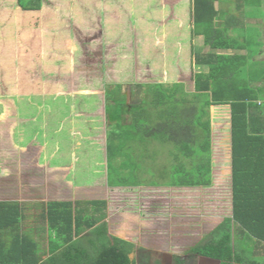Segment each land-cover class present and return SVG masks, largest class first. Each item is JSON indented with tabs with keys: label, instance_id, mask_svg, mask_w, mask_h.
I'll list each match as a JSON object with an SVG mask.
<instances>
[{
	"label": "rangeland",
	"instance_id": "1",
	"mask_svg": "<svg viewBox=\"0 0 264 264\" xmlns=\"http://www.w3.org/2000/svg\"><path fill=\"white\" fill-rule=\"evenodd\" d=\"M218 4L223 11L235 9V5L227 0H220ZM190 7V0H42L40 10L25 12L18 5V0H0V58L6 62L5 69L11 68L10 59L14 56L19 58L17 60L20 62L25 59L23 46L19 48L17 45V56L10 53V47H16V40L17 44L26 43L32 52L39 49L31 53L35 60L46 56V64H15V68L10 71L11 75L7 71L4 73L7 79L0 76V114H6L8 120H13L17 108L27 110L31 114H25L26 121L32 118L35 124L32 134L29 135L30 139L36 136L37 143L43 144L53 138L57 142L58 137L64 143L66 157L70 156L71 149H78L74 157L68 158L72 169V165H78L73 159L80 154L77 159L80 163L79 170L77 169L79 173H71V178H77L76 184L80 185L103 184L108 194L110 190L107 187H112L111 195L109 198L106 196L111 202L106 221L110 223V219L114 217V223L111 224L116 226L115 229L125 227L123 222L117 219L119 212L129 214L133 220L141 215V219L148 224L144 232H139L142 233V238H139L138 244L145 246L142 249L143 254L140 253L141 249L137 243L135 244L136 255L140 253V260H137L136 264L149 263L141 260L146 256V252L153 254L154 259H157L156 264H160V257L164 259V255L159 253L160 246L153 243L162 233L161 230L154 231L158 230L156 216L162 215L160 224H164L165 229L170 227L171 230L180 232L183 227L186 228L184 232L192 231V234L184 235L181 232H167L175 240L170 241L168 238L166 252L181 257L186 263L190 248L225 218L232 216L231 116L230 107L227 105H213L203 109V121L209 120L211 129L210 185H161L166 180L165 173L156 170L157 165L149 160L146 162L145 157L157 155L158 161L164 163L168 155L160 145L154 142L149 144L143 137L136 142H128L127 147L130 158L141 166L121 169L122 161L126 158H116L112 162L116 170L113 172V178L120 180V183L115 185L109 182L107 135L110 130L118 128L117 122L108 123L106 106L113 105L108 99L109 96L124 100L123 113L119 120L120 125L128 126L134 122V108L142 104L146 93L152 96L157 87H162L167 94H172L174 86L178 84L172 101L180 107L177 119L181 118L182 121L177 123L179 130H171L164 118L154 124V130L156 134L164 132L163 134L168 135L169 132L176 137L179 136L177 133H182L180 138H183L191 135V129H195L193 122L200 115L199 111L197 112L200 102L194 92L193 76L195 73H208L207 66L197 64V55H206L209 49L203 48L202 37L193 38L191 35ZM256 22L252 32L258 34L262 46L261 53L254 60L264 63V19L262 23ZM158 23L161 24L160 28ZM164 25L166 28L162 30ZM10 34H16L14 36L17 39L9 36ZM29 42L32 44L29 45ZM48 46L49 52L42 53L41 49L46 50ZM100 50L104 51V59L100 57L102 54L98 53ZM112 54L117 58L115 62L109 59ZM25 60L31 61L28 58ZM2 65L0 64V68ZM232 80L237 84L247 83L246 78L241 76H233ZM57 94L64 95L57 97ZM86 98L92 101L85 102ZM61 99L65 102L68 100L63 112L65 119H56L61 128H58L60 134L54 136V123L48 118L54 119L53 110L59 108ZM168 105L170 104L165 103L156 106L158 114ZM43 107L48 109L43 111ZM45 112L48 113L43 116ZM148 129L149 126L145 128L146 131ZM20 130L22 127L14 134L15 144L18 142L17 135L21 133ZM47 131L48 138L45 140L43 136ZM148 132L146 138L150 137ZM148 145L149 151L145 150ZM7 155H0V169L3 173L11 170L10 178L16 179L14 170L20 173L24 169V161L19 163L21 157L17 152ZM11 158L15 161L7 165L5 161ZM53 158L54 162L62 159L60 155ZM97 171H101V177H96ZM177 172L181 173V179H184L185 175L193 176L194 171H189V174ZM127 174L130 178L124 177ZM122 177L128 178L129 182L121 180ZM13 182L16 180L10 181ZM0 184V187L5 185L4 182ZM97 190L87 194L91 197H102L103 194H98ZM102 191L105 194V189ZM5 198L6 194L0 190V199ZM39 216L31 223L35 228L32 236L43 252L47 249L48 238L46 232L36 230L42 223ZM233 228L236 235L239 227L234 224ZM182 235L187 244L180 242ZM257 249L258 254L264 258V245ZM156 250L159 252H155ZM193 258H189L192 264H213L198 257ZM164 263L162 261L161 264Z\"/></svg>",
	"mask_w": 264,
	"mask_h": 264
},
{
	"label": "trees",
	"instance_id": "2",
	"mask_svg": "<svg viewBox=\"0 0 264 264\" xmlns=\"http://www.w3.org/2000/svg\"><path fill=\"white\" fill-rule=\"evenodd\" d=\"M219 1L190 0L191 35L202 37L203 48L209 49L206 55H197V64L207 66L208 73L193 76L194 92L200 102L197 109L200 115L193 122L195 129L183 138H180L182 133H177L179 139L169 132L156 134L154 130L160 118H164L171 130H179L180 107L173 103L178 84L172 94L162 87H157L152 96L146 93L142 104L134 108L136 116L128 126L120 125L119 120L124 100L109 96L113 105L106 106L108 123H118L117 130H110L107 135L109 182L120 183L113 178L114 159L126 158L121 169L141 166L130 158L127 147L128 142L143 137L149 144L160 145L168 155L164 163L158 161L157 155L151 159L145 157L146 162L156 164L155 169L165 173L166 180L161 185H210L211 129L209 120L203 121V109L229 106L232 216L225 218L188 254L218 260L221 264H264L257 249L264 245V63L254 60L261 53L262 44L258 34L252 32L254 22H263L264 0H227L235 5L234 10L227 11L220 9ZM18 5L25 12L38 11L42 0H18ZM233 76L246 78L247 83L237 84ZM89 100L86 98L85 102ZM165 103L170 105L158 114L156 106ZM148 126L150 137L146 138ZM146 148L149 151V145ZM191 170L193 176L185 175L184 179L177 172L189 174ZM124 177L121 180L129 182ZM106 219L107 203L103 200L50 203L40 215L42 223L38 229L49 238L47 249L41 252L32 236L34 227L25 223L19 204L0 202V264H136L131 258L136 246L111 235ZM234 224L239 227L236 235ZM150 255L146 252L143 260L148 262ZM176 260L177 264H186L179 256Z\"/></svg>",
	"mask_w": 264,
	"mask_h": 264
},
{
	"label": "crops",
	"instance_id": "3",
	"mask_svg": "<svg viewBox=\"0 0 264 264\" xmlns=\"http://www.w3.org/2000/svg\"><path fill=\"white\" fill-rule=\"evenodd\" d=\"M157 25H158V28H160L161 24L158 23ZM165 26L166 25H164L162 30H164L166 28ZM14 35H16V34H12V35L10 34L9 36L14 37L16 40L17 38ZM0 36H1V33H0ZM6 36H7V34H6ZM17 41L18 40L15 41V45H16L15 48L10 47V51H11L10 53H13V55L16 54V56H17L18 51L16 48L18 46H19V48H21L23 46L25 48L23 50L24 51L23 54L25 55V59L28 58V59H31V61L25 60V59L22 61V59H21V62H20L17 60L19 58H16L14 56L12 59H10V63H12L11 68L8 67L5 69L4 64L6 62L4 60H1V58H0V64H3L2 68H0L1 69L0 76L2 78L4 76V73H6V71L8 73V72L12 71L13 68H15V64H42V62L44 64H46V60L44 59V58H46V56H43V58L35 60L31 55V53H34L35 51H39V49L32 52L33 50L32 49L30 50V48H28L26 46V43H24L22 41L24 45L21 42H18V44H17ZM31 44L32 43L29 42V45H31ZM49 50H50V48L48 46V47H46V50L44 48L41 49V52L45 53L46 51L49 52ZM0 51H2V48L0 49ZM6 52L7 51H3V53H6ZM98 53L102 54V56H100V54H99V56L104 59V51L100 50V51H98ZM19 54H20V52H19ZM120 58L122 59V57H120ZM109 59H111L110 61L115 62L117 58H116L115 54H112V57ZM123 59H125V58H123ZM9 74L11 75V72ZM4 77H6V79L8 78L7 76H4ZM63 95L64 94H62V95L57 94V97L58 96L62 97ZM61 100H62V102H61V104H59V108L57 110H53V113H55L54 119L48 118L50 121H52L54 123V125H53L54 129H55L54 136H57L58 134H60L58 131V128H61L58 125V124H60L59 121L56 119H58V118L62 119L61 121H63L65 119L63 112L65 110L64 106H67L68 100H66L67 103L63 99H61ZM13 101H14V99H13ZM47 109L48 108L44 109V107H43V111H46ZM47 113L48 112H45L44 115L42 113V115L46 116ZM25 114H31V113H28L27 110H23V109L20 110V108H17L15 110V115H14L13 120H8L6 114H4L5 116H3V114H0V117L2 115V117L0 118V155L4 154V156L6 157V156H8L7 154L13 155V152H15V153L17 152L20 154V157H21L19 163H22L24 161V164H25L23 166L24 169H22L20 171V173H18L17 170H14V172H16V174L14 175V176H16V179L10 178L12 176V174L10 173L11 170H8L7 171L8 173L7 172L3 173L2 169H0V175H1L0 176V183L1 182L5 183V185H4L5 187L4 186L0 187V190H1V193L6 194L5 200L0 199V202L18 203L20 206L21 212L23 214V218H24L25 223H27L31 227H33L31 223L34 221V219L36 217L38 218L39 215L43 214L44 209H46V207L50 203H54V202H72L75 204L78 199H79L78 200L79 202L103 200V201H106L107 210H108V208L111 207V204H110L111 202L108 200V198L112 193V191H111L112 187L111 186L107 187V189L110 190V193L108 194V192L105 188V185H103V184L98 185V186L95 185L96 183L92 184V185L76 184L77 178L76 179L71 178V176H72L71 173L77 174V172L79 170L78 166L80 163H79V160L77 161V159H78V156L80 154L77 155V157L73 159V161L75 160L74 162H76L78 165H75L76 167H73V165H72V169H70L71 163H70V161H68V158L72 157V156L74 157L75 153L77 154L78 149H76V150L71 149L70 156L66 157L65 156V150H64V143H63V141H60L58 139V137H57V142L52 137L53 139L51 141H49L47 143H43V144L37 143V140L35 139L36 136H34V138L30 139L31 136H29V135L32 134V130L34 129L35 124L33 123L34 119H32V118L30 119V121H26V119H25L26 115ZM54 120L57 121L58 123L54 122ZM3 123H5V125H3ZM20 127H22V130H20L21 133H19L17 135V136H19V138L17 137L18 142H17V144H15L14 134L17 132V129H20ZM47 134H48V131L43 136V137H45V140H47V138H48ZM58 155H60V158H62V159H58L56 162H54L55 159L53 157L58 156ZM81 155H82V153H81ZM1 159H2V156L0 157V160ZM49 160H50V162H49ZM14 161H15V159L11 158V159L5 161V163L8 165L9 163H12ZM100 173H101V171H97L96 177ZM12 180H14V181L16 180V182L10 183V181H12ZM100 180H101V178H100ZM100 183H102V182H100ZM0 186H1V184H0ZM94 189L95 190L98 189L97 193L100 195L103 194V196L102 197H98V196L97 197L96 196L91 197L90 195L87 194V192L91 193V191H94ZM103 189H105V191H106L105 194L102 191ZM106 196H108V198ZM162 196L164 198L165 194H163ZM119 213H120V215L118 216L117 219H119L120 222H123L125 227H124V229L121 227H120V229H115L114 227H116V226L111 224V223H114V220H115V218L112 217L110 219L111 222L110 223L107 222V223H109L108 224L109 233L115 237H118L120 239L128 241L129 243H132L134 245L137 243L136 245L138 247H140V249H143L145 246H143V245L140 246V244H138L139 238H142L141 237L142 233L140 234L139 232H144L143 230L146 229L148 223H145V220L141 219V217H140L141 215L137 216V218H135V220H133V218L128 216L129 214L127 215L125 212L124 213L119 212ZM124 215L126 216V218H124ZM160 217H162V215H158L155 217L158 220V221L157 220L155 221V223H157V225H158V226H156L158 228V230H154V231L159 232L161 230L162 233H160L158 240H153V243L157 246L158 245L160 246L159 248H160L161 252H159L158 250H156L155 252H159L160 254H162V256H163V254H170L173 258L174 254L172 255L171 253L166 252V244H168V240H169L168 238H170V241H172V239H173V236L168 235L167 232H169V234H171V233L177 234L178 230L177 231L174 229L171 230L170 227L165 229V225L160 224V221H161ZM39 220H40V216H39ZM117 226H120V225H117ZM36 229H38V227ZM185 229L186 228H183V227L181 228V231H180L181 234H183V235H184V233L192 234V231H190V230L188 232H184ZM135 230H136V233H139L138 235L136 233H134ZM180 232H178V233L180 234ZM183 235L180 238V242L183 244H187V240L183 237ZM134 237H136L138 239H136ZM154 237H156V236H154ZM47 238H48V234H47ZM202 239H200L198 242H200ZM173 240H175V239H173ZM48 241H49V238H48ZM47 244H48V242H47ZM163 247H165V248H163ZM148 249L150 250V248H148Z\"/></svg>",
	"mask_w": 264,
	"mask_h": 264
},
{
	"label": "flooded vegetation",
	"instance_id": "4",
	"mask_svg": "<svg viewBox=\"0 0 264 264\" xmlns=\"http://www.w3.org/2000/svg\"><path fill=\"white\" fill-rule=\"evenodd\" d=\"M141 253V252H140ZM140 253H138L137 255H136V258H137V260H140L139 258H138V256H139V254ZM144 253V252H143ZM143 253H141V254H143ZM148 253H151V252H148ZM157 254V253H156ZM162 255V254H161ZM157 256H158V254H157ZM189 256V255H188ZM145 257H142L141 258V260H143ZM189 258H190V256H189ZM189 258H187V262L188 263H186V264H192V260L191 259H189ZM192 258V257H191ZM192 259H194V258H192ZM146 260V259H145ZM160 264L162 263V261L163 262H165V263H167V264H177V260H176V256L174 255V257L173 258H171V260H168V258H166V257H164V259H161V257H160ZM147 262V261H146ZM148 262L149 263H147V264H150V263H152V264H156L157 263V259H154V257H153V254H151L150 255V257H149V260H148ZM164 263V264H165Z\"/></svg>",
	"mask_w": 264,
	"mask_h": 264
},
{
	"label": "water",
	"instance_id": "5",
	"mask_svg": "<svg viewBox=\"0 0 264 264\" xmlns=\"http://www.w3.org/2000/svg\"><path fill=\"white\" fill-rule=\"evenodd\" d=\"M134 255L132 254L131 255V258L133 259ZM164 257L168 258V260H171L172 256L169 255V254H164ZM203 260L207 261V262H210V263H213V264H221L220 261L218 260H214V259H210V258H205V257H201ZM168 263V262H167ZM166 263V264H167Z\"/></svg>",
	"mask_w": 264,
	"mask_h": 264
},
{
	"label": "clouds",
	"instance_id": "6",
	"mask_svg": "<svg viewBox=\"0 0 264 264\" xmlns=\"http://www.w3.org/2000/svg\"><path fill=\"white\" fill-rule=\"evenodd\" d=\"M141 251V250H140ZM141 253H143V251H141ZM164 255V254H163ZM170 255V254H169ZM190 257H192L190 254H188ZM193 257H198V258H200V259H202L201 257L202 256H193ZM192 257V258H193ZM135 260H136V262H137V258H136V252H135V254H134V257H133ZM206 258V257H205Z\"/></svg>",
	"mask_w": 264,
	"mask_h": 264
}]
</instances>
